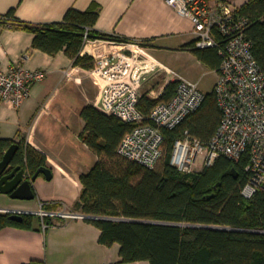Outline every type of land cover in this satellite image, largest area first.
I'll use <instances>...</instances> for the list:
<instances>
[{"label":"trees","instance_id":"obj_1","mask_svg":"<svg viewBox=\"0 0 264 264\" xmlns=\"http://www.w3.org/2000/svg\"><path fill=\"white\" fill-rule=\"evenodd\" d=\"M239 10L250 19L247 35L264 72V0H247ZM97 15L94 8H69L62 20L43 24L21 21L12 10L2 16L10 25L34 34L33 48L49 54L63 50L73 59V65L89 69L95 63L92 56L82 53L85 32L89 38L125 41L93 30ZM194 52L209 67L218 69L221 58L216 47ZM175 85L176 81L169 82L157 99L142 94L139 109L148 115L156 103L171 97ZM80 115L85 123L80 137L98 160L80 176L78 207L82 213L98 217L86 221L99 228V243L108 247L119 244V262L264 264V197L260 192L251 198L241 193L246 182L242 168L245 158L236 163L219 156L212 165L190 172H181L170 164L173 143L185 131L204 142L214 133L221 111L213 90L205 93L200 108L176 128L162 130L163 155L153 168L117 153L119 142L131 129L129 124L94 106L83 107ZM12 143L0 139V158ZM17 144L13 161H20L29 174L46 165L42 152L23 140ZM10 214L0 212V230L7 226L32 227L33 214L23 213L21 221L10 219ZM28 264L45 263L32 260Z\"/></svg>","mask_w":264,"mask_h":264},{"label":"crops","instance_id":"obj_2","mask_svg":"<svg viewBox=\"0 0 264 264\" xmlns=\"http://www.w3.org/2000/svg\"><path fill=\"white\" fill-rule=\"evenodd\" d=\"M213 1L240 7L247 0ZM69 8H94L98 15L93 30L137 42L131 50L156 59L188 80L191 79L185 76L187 66L205 63L194 52L197 48L191 20L165 0H0V15L12 10L16 18L31 24L60 21ZM4 23L0 25V67L7 69L18 64L30 70H43L45 75L31 85L29 97L18 108L0 99V139L14 143L23 140L42 152L52 177L47 179L39 174L35 178V197L30 200L15 199L0 191V212H56L67 207L72 209L67 211L82 213L78 207L80 176L94 166L98 156L80 137L85 125L80 112L85 106L98 108L100 85L85 68L73 65V59L63 50L49 54L33 48L31 31ZM101 40L110 39L90 38L84 52L90 55L92 46ZM125 52L131 54L130 49ZM185 57L190 60L187 65ZM171 81L173 78L167 73L155 74L141 92L157 99ZM29 214H33L31 228L7 226L0 230V264H28L32 260L45 264L147 263L119 262V244L108 247L99 243V228L86 219L65 221Z\"/></svg>","mask_w":264,"mask_h":264},{"label":"built area","instance_id":"obj_3","mask_svg":"<svg viewBox=\"0 0 264 264\" xmlns=\"http://www.w3.org/2000/svg\"><path fill=\"white\" fill-rule=\"evenodd\" d=\"M165 1L191 20L195 47H216L221 58L213 88L221 111L215 131L206 142L185 131L173 143L170 164L181 172H190L199 157L203 167L212 165L219 156L236 163L245 158L242 168L246 182L241 193L245 198L258 192L264 197V72L247 35L249 17L229 2ZM4 20L0 15V25ZM83 39L84 49L90 42L87 32ZM132 46H137V42L101 40L91 48L90 56L95 64L86 72L100 85L99 110L131 126L119 142L117 153L153 168L163 155L162 130L176 128L195 113L202 105L205 93L196 82L152 57L131 50ZM127 49L131 54L125 52ZM161 72L176 81L173 94L168 100L156 103L145 115L138 107L141 88L153 75ZM44 75L43 70H30L18 64H11L7 69L0 67V99L18 108L29 97L31 85L42 80ZM3 212L34 213L65 221L88 216L67 210L6 209Z\"/></svg>","mask_w":264,"mask_h":264},{"label":"water","instance_id":"obj_4","mask_svg":"<svg viewBox=\"0 0 264 264\" xmlns=\"http://www.w3.org/2000/svg\"><path fill=\"white\" fill-rule=\"evenodd\" d=\"M18 144L12 143L3 152L0 158V191L9 194L12 198L30 200L35 197V192L32 187V182L39 174H43L47 179L52 177L51 170L46 166L39 167L33 174H27L24 167L14 164V156L17 152ZM235 175L237 171L233 168ZM10 219L21 221L23 216L21 213L12 212L9 215ZM86 219H97V216L88 215ZM107 219H113L108 218ZM136 222L160 223L145 220H131Z\"/></svg>","mask_w":264,"mask_h":264},{"label":"rangeland","instance_id":"obj_5","mask_svg":"<svg viewBox=\"0 0 264 264\" xmlns=\"http://www.w3.org/2000/svg\"><path fill=\"white\" fill-rule=\"evenodd\" d=\"M189 61L190 60L188 59V57H185V65H187V63ZM187 70L188 71L185 72V76L188 77L189 79H191L190 81H192V80H193V82L197 81L198 86H199L201 91H203L204 93H209L213 90L214 84H215L216 79H217L216 69H213V68L209 67L208 65H206L205 63L201 62L199 64L196 63L193 65L190 64V66L188 65ZM202 168H203V166L201 163V157H199L198 161H197L196 165L194 166V169H192V171H199ZM51 203H53V202H51ZM57 203H59L65 207V204H63V202H57ZM65 209L66 210H72V209H69L67 207H65ZM146 264H149V263L147 262Z\"/></svg>","mask_w":264,"mask_h":264},{"label":"flooded vegetation","instance_id":"obj_6","mask_svg":"<svg viewBox=\"0 0 264 264\" xmlns=\"http://www.w3.org/2000/svg\"><path fill=\"white\" fill-rule=\"evenodd\" d=\"M14 164H15V165H18V164H19V165H21V167H24V166L22 165V163H21L20 161H18V160H17V162L14 163Z\"/></svg>","mask_w":264,"mask_h":264}]
</instances>
